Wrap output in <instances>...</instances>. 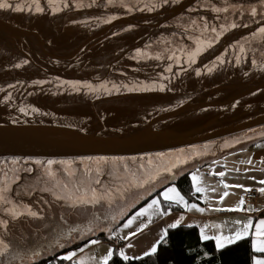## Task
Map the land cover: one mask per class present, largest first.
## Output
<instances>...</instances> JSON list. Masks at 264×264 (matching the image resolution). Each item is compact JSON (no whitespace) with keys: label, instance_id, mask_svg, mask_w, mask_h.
I'll use <instances>...</instances> for the list:
<instances>
[{"label":"water","instance_id":"water-1","mask_svg":"<svg viewBox=\"0 0 264 264\" xmlns=\"http://www.w3.org/2000/svg\"><path fill=\"white\" fill-rule=\"evenodd\" d=\"M83 2L87 5L90 0ZM129 2L135 4L136 0ZM232 2L247 6L256 0ZM97 3L99 6L72 8L56 15L0 10V161L17 159L20 167L26 160L78 161L87 156L128 160L264 130V73L251 67L250 52L236 65L229 47L237 40L243 42V37L264 24L250 23L249 28L230 30L190 67L183 57L179 65L166 58L137 61L131 57L145 44L152 45L150 52L162 50L159 37H170L180 17L190 15L187 9L196 7L200 0H181L152 12L140 11L143 4L127 12L118 5L105 7L106 0ZM110 16L116 18L104 23ZM230 19L248 22V17ZM218 55H225L227 62L217 64L209 73L204 65ZM17 64L21 66L17 68ZM169 64L173 71L165 72ZM197 68L200 76L195 74ZM36 80L45 83L36 85ZM65 80L108 83L110 88L116 84L120 91L76 92L60 83ZM124 84L157 87L129 92L121 87ZM160 84L165 85V91L159 90ZM8 94L12 96L10 102L5 100ZM19 107H25L28 115L20 113ZM32 108L38 112L33 113ZM6 162L12 166L11 161ZM27 166L35 168L31 163ZM21 176L14 186L20 195L13 193L14 198L38 216L29 217L26 207H21L23 214L16 218L0 211V221L5 222L0 223V238L9 244L8 256L0 257V261L13 258L75 209L40 191L37 172ZM28 186L33 190L27 191Z\"/></svg>","mask_w":264,"mask_h":264},{"label":"snow or ice","instance_id":"snow-or-ice-1","mask_svg":"<svg viewBox=\"0 0 264 264\" xmlns=\"http://www.w3.org/2000/svg\"><path fill=\"white\" fill-rule=\"evenodd\" d=\"M181 0H136V3H130L129 0H106L105 7L119 6L125 9L127 12H132L134 7L143 4V7H139L140 11L147 10L152 12L159 7L165 5H177ZM99 6L97 0H90L87 5L83 0H0V10L4 12L13 13H28L30 15H56L65 10L83 9L85 7L91 8L92 6ZM203 10L201 14L199 11ZM188 15L180 17L176 29L171 33L170 37L161 35L157 43H162L164 47L160 51L150 52L148 49L152 48L151 44H145L144 48H137L135 55L131 57L137 61L140 60H153L161 61L165 58L168 61H174L177 65L181 63L182 57L184 62L190 67L197 63V58L202 53L213 48L222 37H224L230 30L240 27L249 28L250 23L264 24V0H256L255 3H249L245 6L243 3L232 2V0H200V3L196 7H189L187 9ZM191 13H196L195 16ZM230 16L248 17V22H244L242 19L240 22L230 19ZM115 16H110L104 20V23H109L114 20ZM210 20L222 21L219 23H211ZM177 36L180 39H177ZM259 41V43H256ZM190 42V43H189ZM247 46V47H246ZM229 47L233 49L234 62L236 65H240L244 62V58L247 52L252 53L250 58V65L252 68H258L260 72L264 73V26H259L255 30L251 31L250 36L243 37V42L240 40L230 44ZM227 52V48L225 49ZM258 53V57H257ZM225 55L216 56L215 60L210 64L204 65V68L210 73L214 70L217 64L223 65L226 63ZM27 64L28 61H23ZM21 65L17 64L19 68ZM165 72H172V65L164 69ZM196 76L201 75L199 68L195 69ZM245 76L248 75L246 71ZM36 85H42L45 83L43 80L34 81ZM61 84L69 85L70 88L76 92L81 89H86L90 93H99L103 90L104 93H110L115 90L120 91V87L116 84H112L111 88L108 83H99L93 85L92 83L79 81H61ZM9 87H15L9 85ZM121 87L127 89V91H151L157 87L156 84H142L139 88L129 87L124 84ZM159 90L165 91V85L160 84ZM3 91V89H0ZM5 100L10 102L12 100L11 94L5 96ZM19 112L28 115L25 107H19ZM33 113H37V108H32ZM13 123H19L18 120L13 119ZM261 147V145H257ZM166 154L157 153L156 162L149 157L147 163H144V158L131 157L129 161H126L123 157H112L109 159L106 156H87L82 157L78 161L76 160H52L49 159L46 162L41 160L25 161L23 166L17 167L19 161L13 159L11 161V167L7 165L6 161H0V211H3L6 215L16 218L18 215L23 214L20 209L21 206L16 202L14 195L18 197L19 192L15 191L14 186L18 185L21 181V173L32 174L37 172L36 183L42 185L39 188L42 192L50 193L57 201H62L72 208H88L93 209L107 206V213L104 216V220L111 219L113 222H117L118 217H123L125 211L123 208L119 213H113V206L118 201L123 202L127 199L134 190H140L148 188L151 193V186L167 173L169 176L173 174V169L177 168L179 164L185 163L187 157H177L175 160L166 159ZM29 163L34 167L27 166ZM251 164V160L247 161ZM264 163V161H262ZM54 165L58 167L54 168ZM42 170V171H41ZM219 176L223 177L224 172H220ZM252 179H255L254 177ZM192 187L196 192L202 193L204 188L197 186L198 177L196 174H192ZM223 183V181H221ZM258 185H261L256 189L258 193L264 195V179L256 181ZM223 187L228 189L230 187L241 188L244 192L250 193L252 189L243 185H229L224 183ZM33 187L28 186L27 191H32ZM14 193V195H13ZM163 198L164 202H171L176 205L182 206L185 210L191 211L195 209L198 212L203 213L205 209L199 208L196 204H188L183 195L175 186L166 187L162 192L158 194ZM229 192L225 191L220 200L223 201L224 197L228 196ZM245 199L242 196L235 207L224 209L226 211H247L249 213L258 211V209L248 206L245 209ZM220 211L221 209H216ZM26 214L29 217L36 218L38 213L31 208L26 207ZM171 214V207L165 210L162 207L161 200L153 198L141 207L133 216L128 218L121 227L113 230L112 227H105L101 217L95 212L92 213V218L88 220L87 224L83 227H69L66 230L60 229L57 231L55 237V246L63 248L64 244L61 241L71 243L75 240L88 237V242L84 247H79L78 250L68 251L66 254L55 257L57 261L69 262V264H116L114 257H119L120 261L127 264L130 260L141 259V256H129L125 248H132L134 245L131 243V237H135L139 233L143 232L153 221L154 216H165ZM141 218V222L135 230L132 229V225ZM183 220L181 215L174 222L168 224L165 228L160 230L158 239L150 246V248L142 253L143 257H150L157 254L158 247L165 243L168 236V229L177 228ZM0 223H5L0 221ZM237 225L235 232L230 235L224 236L222 234L208 235L205 232V228L200 229V240H214L215 250L219 252L227 245L236 243L244 239L250 240V264H264V218L257 221H253L252 218H248L246 221H234ZM254 225V231L253 229ZM219 227V226H217ZM123 229H130L128 235H121ZM103 232L107 235L109 240L119 239L125 241V245L120 246L117 250L114 246H109L107 251L99 258L93 255H82L85 253V248L91 245L100 244V239H91L90 234L96 231ZM78 234V236L76 235ZM43 251H48L47 246H42ZM9 254V244L4 239L0 238V257H7ZM33 257L40 255L38 251H32ZM204 255H208L205 253ZM0 264H10V261H0ZM50 264V262H49Z\"/></svg>","mask_w":264,"mask_h":264},{"label":"crops","instance_id":"crops-1","mask_svg":"<svg viewBox=\"0 0 264 264\" xmlns=\"http://www.w3.org/2000/svg\"><path fill=\"white\" fill-rule=\"evenodd\" d=\"M252 134L224 140L219 143L205 144L186 150L166 153V159L175 160L177 157H187L186 162L179 164L177 168L173 169V174L171 176H169L167 173L163 174V176L159 178L153 186H151V193H149L147 187L140 190L142 192L148 191L149 196L154 195L159 197L163 207V203L171 202H164L163 198L158 194L166 187L175 186L172 183L186 173H188L192 187L191 176L192 174H196L198 177L197 186L204 188L205 191L198 193L192 187V199L188 200L185 197L184 198L188 204H196L199 208L205 209V211L203 213L198 212L195 209L187 211L182 206L177 205L180 207L179 211H171V214L165 215L163 217L154 216L153 221L148 228L135 237H131V243L134 245V247L125 248L126 253L129 256L135 255L144 258L142 253L148 250L150 246L158 239L160 230L165 228L168 224L174 222L181 215L183 216V220L179 226L195 227L199 240L200 229L205 228V226H207L205 228V232L210 236L217 234L227 236L235 232L237 228V225L234 224V221H246L248 218H252L255 223V221L264 218V195H261L260 193L255 202H246L244 206L245 209L248 206H252L258 209V211L249 213L246 210H224L235 207L240 200V194L244 192L241 188L230 187L225 189L223 187L224 183L229 185H243L250 189H257L261 185H258L256 181L264 179V163H262V161H264V132ZM257 145H261V147H257ZM149 157L153 159L154 163L156 162V155H153L142 157L144 158L145 163H147V159ZM249 160H251V164L247 163ZM227 164L228 167H226ZM220 172H224L225 175L223 177L219 176L218 174ZM253 177L255 179H252ZM242 180H245L246 183H244ZM221 181H223V183H221ZM225 191H228L229 195L224 197L223 201H221L220 197ZM172 204L176 205L174 203ZM163 208L165 210L168 209L165 207ZM99 209H102V207H99ZM216 209L221 210L217 211ZM88 220L89 219L79 217H76L75 219L73 218L64 223L62 225V229L66 230L69 227H83L87 224ZM140 222L141 218H138L137 221L132 225L131 230H135ZM115 223L116 222H112L110 227L114 228ZM102 226H105L104 221ZM131 230L123 229L120 234L128 235ZM252 230L254 231V225ZM76 235L78 236V234ZM97 235H103V238H100V244L86 247L85 253L82 255H93L99 258L107 251L109 246H114L118 250L120 246H123L126 243L123 240L115 238L109 240L105 233L99 232L98 230L95 233L90 234L91 239ZM55 237L56 236L51 237L49 235H44L42 237L43 242L38 246L37 249H35V251L40 252V255L25 264H35L57 253L66 251L67 249H70L68 251L78 250L79 247L77 249L74 247L77 244L84 243L88 240V237H85L83 239L78 238L71 243L61 241V243L64 244V247L59 248L55 246ZM207 241H212L215 245L214 240ZM42 246H47L49 250L43 251ZM84 246L85 244L81 247ZM68 251L63 254H66Z\"/></svg>","mask_w":264,"mask_h":264},{"label":"trees","instance_id":"trees-1","mask_svg":"<svg viewBox=\"0 0 264 264\" xmlns=\"http://www.w3.org/2000/svg\"><path fill=\"white\" fill-rule=\"evenodd\" d=\"M4 160V161H12ZM34 161V160H32ZM31 162V161H29ZM46 162V161H44ZM181 194L188 200L193 197V190L189 180L188 173L176 179L173 183ZM157 194V193H156ZM149 196L146 200L139 203L145 204L151 199ZM171 211H179L180 207L172 203H163V207L169 208ZM102 238V235H97ZM88 241V240H87ZM77 244L74 248H78L87 243ZM73 248V247H72ZM70 249H67L68 251ZM66 251L57 253L35 264H69L65 261H57L55 257L62 255ZM207 253L208 255H204ZM250 240L244 239L234 244L227 245L224 249L217 252L212 241H200L195 227L178 226L175 229L168 230V236L165 243L158 247L157 254L150 257H144L138 260H130L127 264H250ZM116 264H124L119 257H114ZM112 264V262H110Z\"/></svg>","mask_w":264,"mask_h":264},{"label":"rangeland","instance_id":"rangeland-1","mask_svg":"<svg viewBox=\"0 0 264 264\" xmlns=\"http://www.w3.org/2000/svg\"><path fill=\"white\" fill-rule=\"evenodd\" d=\"M263 132L264 131H257L255 133H263ZM150 156H153V155H150ZM143 157H146V156H143ZM136 158L139 160V158L141 157H136ZM129 160L130 158L126 161H129ZM226 167H228V164L226 165ZM242 181L246 183L245 180H242ZM147 196L149 197L148 191L142 192L141 190H134L130 195L127 196V199L125 201L123 202L118 201L117 204L113 206L112 211L114 214L119 213L121 208H123L125 211V215L123 217H118V222L115 223V227L113 228V230L114 229L116 230V228L120 227L128 218L133 216L141 207H144L146 203L150 202L151 199L153 198L159 199V197L151 195L152 197L149 201H147L143 205H139L138 203L146 200L148 198ZM107 211L108 210L106 206L102 207V209H99V208L93 209L91 207H88L86 209L85 208H75L73 211H71L69 214H67L65 217H63L53 226L48 228L46 231H44L42 234H40L38 237H36L26 246H24L13 258L6 260V261H10V264H25L33 260L34 258H37L38 256L31 257L32 256L31 253L32 251H35V249H37L39 245H41V243L43 242L42 237L44 235H49L51 237L56 236L57 231L62 229V225L64 223H66L67 221L73 218L75 219L76 217L91 219L92 213L95 212L97 215L101 217V220L104 221L105 227H110L111 223L113 222L111 221L110 217L109 219L104 220V216L107 213ZM102 238H103V235H102Z\"/></svg>","mask_w":264,"mask_h":264},{"label":"built area","instance_id":"built-area-1","mask_svg":"<svg viewBox=\"0 0 264 264\" xmlns=\"http://www.w3.org/2000/svg\"><path fill=\"white\" fill-rule=\"evenodd\" d=\"M244 197L245 202H255L259 196V193L256 191V189H252V192L250 193H246V192H242L240 194V198Z\"/></svg>","mask_w":264,"mask_h":264}]
</instances>
